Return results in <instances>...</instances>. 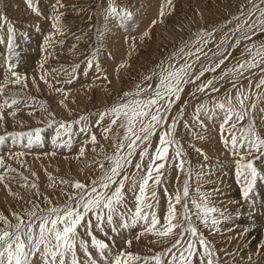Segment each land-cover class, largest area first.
I'll return each mask as SVG.
<instances>
[{"label":"rangeland","instance_id":"374dc122","mask_svg":"<svg viewBox=\"0 0 264 264\" xmlns=\"http://www.w3.org/2000/svg\"><path fill=\"white\" fill-rule=\"evenodd\" d=\"M110 6L121 13L124 10L131 12V18L122 25L119 16L108 15ZM162 9L163 16L160 15ZM250 10L252 14L249 18ZM261 10H264L261 0H171L170 4L168 0H59V3L57 0H32L31 6L28 0H0V82L4 80L9 62L16 65V72L27 76L26 85H10L12 94L21 98L22 102L12 109H5L4 121L0 122V135L36 128L46 130L43 147L28 149L17 144L14 151H6L13 146L10 138L0 146V156L6 166L15 169L8 171L7 167L0 168V174L5 176V180L0 182V214L15 223L13 212L24 215L25 210L32 206L30 201L47 208L49 205L45 197L51 200L52 206H61L67 202V194L76 191L71 186L72 182L90 185L101 176L103 170L100 164L108 168L110 161L105 156L112 155L115 149L113 139H105L102 131L110 123V118L106 117L102 124L97 125L99 113L122 101L143 98L126 97L125 93H134L137 85L141 88L149 85L158 87L162 62L165 67L169 62L179 67L186 60L192 62L196 59L195 56L188 57V52L203 47V51L197 53L200 60L193 64L192 79L202 68L215 67L222 59L225 62L214 72L206 71L200 80L183 86L180 99L174 101L167 115L168 123L152 138L150 152L158 145L160 131L168 129L172 120L176 119L175 139L184 153L177 163L179 159L185 161L182 172L175 164L171 167L166 165L162 170V183L156 189L159 205L155 211L163 223L168 195H174L178 187L182 189L183 182L187 180L188 205L193 212L191 199H199L200 193H206L209 205L219 209L214 214L220 221L216 228H205L195 215L192 216L214 250L215 264H264V180L257 179L249 198L245 199L243 185L236 176L235 161L240 156L234 155L220 136L223 113L217 109L216 116L209 119L211 112L207 115L201 112L199 120L196 119V109L201 104L211 108L215 100L226 99L228 95L233 97L235 104L234 98L239 89L248 96L245 107L249 116L238 128L248 124L251 117L256 130L264 136V86L257 88L259 80L264 77L261 70L264 65L255 69H239V64L249 59L246 46L264 43V33L257 31L251 40L242 39L237 45L240 33L235 31L243 20L247 19L248 23L255 21ZM56 16L60 20L54 27ZM9 26L14 29V36L9 32ZM46 37H51L47 44ZM225 37L227 40L221 43ZM206 39L210 41L207 44L204 43ZM10 41L13 48L9 61ZM89 61L92 67L88 66ZM236 72H242V75H235ZM41 76L46 78L47 83ZM69 80L71 83H68ZM208 80H213L215 87L219 88L218 92L211 88L205 92L196 91ZM13 110L16 111L15 117L9 114ZM81 116L88 117V135L79 132L81 125H74L73 132L76 134L72 138L71 149H54L51 138L56 125L48 127V124L53 120L73 122ZM116 130L114 126L109 136ZM92 133L97 138L95 145L85 143ZM120 134H123V129H120ZM200 136L204 138L200 139ZM115 142L118 143L119 138ZM81 147H84L85 154L77 158ZM175 147L172 145L169 149L170 163ZM53 151L55 155H51ZM20 152L24 155L15 157ZM139 152L140 149L133 157V165L140 159ZM147 163L146 157L144 164ZM254 164L264 174V156L256 159ZM126 172L131 175L136 169L128 167ZM49 174L54 181L49 179ZM62 180L69 183L63 184ZM32 183L38 185L39 195L36 189L31 188ZM151 190L150 182L149 193ZM125 192L128 193L127 185ZM3 197L7 202L4 206L1 205ZM126 201L127 207H122L121 211L134 210L131 193L127 194ZM152 203L155 205V201ZM176 208L178 213L182 211L180 205ZM0 227L3 225L0 224ZM141 231L142 225H138L117 234L105 225L101 232L95 228L94 222L93 234L109 244L104 257L91 246L90 237L82 234V238L88 241V251L97 264H112L121 252L151 257L169 247L176 238L167 243H153L155 238L151 235L136 239ZM129 240L131 244L127 243ZM77 255L80 264H89L88 257L79 246ZM195 264L200 262L197 260Z\"/></svg>","mask_w":264,"mask_h":264},{"label":"snow or ice","instance_id":"6c2138e0","mask_svg":"<svg viewBox=\"0 0 264 264\" xmlns=\"http://www.w3.org/2000/svg\"><path fill=\"white\" fill-rule=\"evenodd\" d=\"M261 2L264 3V0H261ZM31 3L32 0H28L29 6H31ZM57 3H59V0H57ZM168 3L170 4L171 0H168ZM107 11L110 16H119L122 25L132 16L131 12L124 10L121 13L114 6H110ZM37 14L39 15L38 11ZM251 14L250 10L249 18ZM160 15H164L163 9ZM59 20V16L54 18V27L58 26ZM153 24H155V21H153ZM235 31L240 33L239 38L236 40L237 45L242 39L251 40L257 31L264 33V10L260 11V15L252 23H248L247 19L243 20L237 25ZM9 32L13 33L14 36V29L11 26H9ZM205 35L211 36L210 33ZM50 40L51 37H46L45 43H49ZM226 40L227 37L221 43ZM209 42L207 39L204 41L205 44ZM12 48L13 44L10 41L9 61L11 60ZM202 51L203 47H200L195 52H188L186 54L188 57L195 56L196 59L192 62L186 60L179 67L171 62L165 67L162 62L159 66L158 87L153 88L149 85L147 88H141L137 85L134 93H125V96L143 98L122 101L99 113L97 125L102 124L106 117L110 118V123L104 126L102 131L105 139H113L115 151L112 155L105 156V159L110 161V166L104 168L103 163H101L102 175L93 180L90 185L80 181L72 182L71 186L76 191L68 193L67 202L61 206H52L51 200L47 197L44 198L49 205L47 208H41L39 204L30 201L29 203L32 206L25 210L24 215L16 212L12 213L16 220L15 223L10 221L7 216L0 214V224L3 225V227H0V264H80L77 255L78 246L88 257L89 264H97V261L92 258L91 253L88 251L89 243L82 238V234L91 238V246L97 249L101 257H104L105 250H109V244L93 234L94 222L95 228L99 231L103 232L105 225H107L117 234L121 230L142 225V231L136 239L151 235L155 238L152 241L153 243H167L173 237H176L169 247L151 257H141L121 252L115 256L112 264H141V262L142 264H166V258L167 264H195L197 260L200 264H215L214 250L192 220V216L195 215L205 228H216L220 223L214 215L219 209L209 205L206 193H200L199 199H191L192 208L195 209L193 212L188 205L189 184L185 180L182 189L178 187L174 195H168L167 211L163 223L155 211V208H158L159 205L156 189L162 183L164 175L162 170L166 168V165L171 167L172 164H175L179 171H184V159H179L177 163V159L182 157L184 153L179 141L175 139L176 119L172 120L168 129L160 131L158 145L154 151L150 152L152 138L158 130L163 129V126L168 123L167 115L171 111L174 101L180 99V94L184 90L183 86L200 80L206 71L214 72L216 68L224 64L225 61L222 59L215 67H204L192 79L193 64L200 60L197 53ZM245 51L249 59L240 63L239 69H255L264 65V43L259 46L253 43L246 46ZM88 66L92 67L91 61H89ZM15 67V64L9 62L4 80L0 82V100H2V103H0V122L4 121L6 108L12 109L22 102L21 98L16 94H12L10 85H21L22 83L26 85L27 76H22L16 72ZM261 70L264 71V68ZM234 74L242 75V72ZM41 79L47 83L44 76H41ZM145 79L150 80L151 77ZM220 79H223V77H220ZM68 83H71V80ZM260 86H264V77L259 80L257 88ZM233 87H235V84H233ZM208 88H211L214 92L219 91L213 80H208L206 83L199 85L196 91L205 92ZM6 91L9 93L8 95H6ZM57 91L62 90L57 89ZM234 99L235 104L233 103V97L228 95L226 99L215 100L211 108L207 104L199 105L196 109V119L199 120L201 112L206 115L211 112L212 115L209 116V119L216 116L217 109L223 113V120L219 127L220 136L224 145L226 147L230 146L233 154L240 156V159L235 161L236 176L243 185L245 199H248L257 179L264 180V174H261L254 164L256 159L264 156V136H261L256 130L255 122L251 117H249L248 124L238 128L245 117L249 116L248 109L245 107L248 96L238 89ZM162 101L163 103H161ZM24 103L28 106L27 100ZM252 108H255V104L252 105ZM9 114L15 117L16 111L13 110ZM49 115L54 116L53 113H49ZM87 120V116H81L73 122L51 121L48 127H52L53 124L56 125L54 135L51 138L53 148L71 149L72 138L76 134L73 132L74 125H81L79 132L88 135L90 125L86 123ZM114 126L117 130L110 137L109 134L112 133ZM120 129H123L122 135ZM45 131L44 128H36L28 132H11L0 135V146H3L10 138L13 145L19 144L28 149L43 147ZM225 133H228V135L226 136ZM117 138H119L118 143L115 142ZM199 138L203 139L204 137L200 136ZM88 142L93 145L97 143L94 133L90 135L89 140L85 141V143ZM172 145H176V147L170 163L169 149ZM138 149H140V159L133 165V157H135ZM196 151L201 150L196 149ZM55 154V151L51 153V155ZM84 154L85 149L81 147L77 158L84 156ZM23 155L24 153L20 152L16 153L15 157ZM146 157L148 158L147 165L144 164ZM205 159H207L206 156ZM132 166H134L136 172L129 175L126 169ZM5 167L8 171H15L10 166H6L4 158L0 156V168ZM188 174L190 175V171ZM49 179L54 181L51 174H49ZM4 180L5 176L0 174V182ZM150 182L152 190L149 193ZM61 183L68 184L69 181L62 180ZM113 185H115L114 188ZM126 185L128 193H131L134 198L135 208L134 210L128 209L127 212H122L121 208L127 207L126 197L128 193L125 192ZM27 186L26 184L25 187ZM31 188L36 189L37 195H39L36 183H32ZM197 191L199 192V190ZM165 192L167 193L166 188ZM152 201H155V205ZM177 205H180L182 210L179 213L176 208ZM116 218H118L119 226H117ZM186 236L187 239H185ZM127 243L131 244L132 241L129 240Z\"/></svg>","mask_w":264,"mask_h":264},{"label":"bare ground","instance_id":"6f19581e","mask_svg":"<svg viewBox=\"0 0 264 264\" xmlns=\"http://www.w3.org/2000/svg\"><path fill=\"white\" fill-rule=\"evenodd\" d=\"M1 59H2V58H1ZM1 59H0V60H1ZM1 62H2V61H1ZM14 147H15V149L17 148L16 146L13 145V146H11L10 148H8L6 151L11 150V149H12V151H14ZM5 202H6V201H5V197H3L2 202H1V203H2L1 205L4 206V205H5V204H4ZM6 203H7V202H6ZM98 258H99V257H98Z\"/></svg>","mask_w":264,"mask_h":264}]
</instances>
